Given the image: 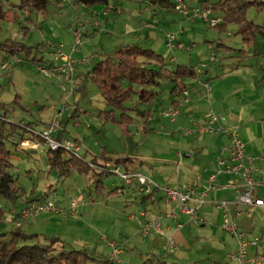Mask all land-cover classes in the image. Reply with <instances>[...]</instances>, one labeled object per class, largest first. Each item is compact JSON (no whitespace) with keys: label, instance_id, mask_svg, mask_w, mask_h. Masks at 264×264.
Segmentation results:
<instances>
[{"label":"crops","instance_id":"1","mask_svg":"<svg viewBox=\"0 0 264 264\" xmlns=\"http://www.w3.org/2000/svg\"><path fill=\"white\" fill-rule=\"evenodd\" d=\"M169 1L172 4L175 2V0ZM216 1L217 0H212V2ZM148 2L149 6L152 7V11L157 7L159 11L162 9V12L167 13L171 8L167 4L161 5V3ZM186 3L191 8H209V15L223 19L220 23L221 25H217L218 27L211 26L198 18L190 19L192 23L201 22L209 27H216L221 30H228L231 23L236 24L234 21L230 22L224 19V16L227 18L229 17L230 11L226 12L221 8H214L206 1L203 2V0H186ZM6 7L5 11H7V13L5 17L0 20V23L3 20L12 21L17 19L16 16L11 17L10 15V11L14 8L9 6ZM86 7L91 8V15L93 17H102L101 20H105L113 11L116 16L122 15L123 13L122 9L120 10L119 7L113 6L111 1L107 7L101 5ZM18 8L21 9L19 6ZM33 9L34 8L21 9V11H25L27 13L26 15H28ZM45 10L39 11L45 13ZM146 10H148V7H146ZM140 14L130 12V19H133V17L140 18ZM157 14H160V12H157ZM147 20L142 19L139 22V26H142L141 24L146 23ZM29 21L33 20L29 19ZM80 27H82V34H84L85 38L92 37V35L94 36V34L101 30L100 23H91L90 25L81 24ZM240 27L242 29L241 25ZM125 28L126 34H119L118 36L119 38L129 36L132 42L128 40L124 41L119 50L134 44H138L144 48L135 38V35L140 33V28L133 27L131 24H127ZM195 28L198 29L196 26ZM29 30L30 28L26 27V35L29 34ZM181 30L182 34L185 33L184 29ZM259 36L264 37V31L258 32L256 35L248 38L249 40L247 42L245 41L248 45V51L250 53L255 51L254 55L256 58L254 60H257V63H255L256 67L254 68H250L247 59L248 56L243 53L244 50L241 51L242 58L232 55L237 54L238 49L228 46L227 39H222L224 42H221L220 49H222L223 53L219 55L217 61L213 60L214 62L211 63L210 66H207L209 68L203 73H198L193 66L179 64L176 67L174 66L175 64L168 62L165 56L160 58L143 57L138 59L140 63L139 68L129 69L124 73L122 72V74H118L122 76L118 84L124 90L132 89V99L125 101L123 105L124 108L122 109L120 106L109 104L104 98L107 102L106 104L110 106L111 109L102 110L100 112L97 116L99 117L98 123L104 124L111 122L113 124L118 123L122 126L123 133L121 134L120 141L123 152L128 150L125 135L131 134L127 126L132 125L135 121L138 123L139 132H142L143 130L148 131L153 129L156 126H164L165 123L163 119L170 120L172 129L168 130V128H166L167 126L161 129L164 128L163 130L166 132V137L172 138L171 141L164 138V140H162L163 142L160 141L162 143L158 142L157 146H159V148L155 156H142L134 153L114 155L117 153V150L109 149L110 147L105 145L98 152L94 150L93 152H96L94 153L95 155L91 153L93 154L92 160H88L83 156L84 161L87 163L95 162L103 164L104 162L112 160V162L119 164L123 171L138 169L145 175L153 178L156 184L161 187L177 188L184 187L188 184H196L197 192H204L210 176L221 168L219 160L222 157H229L228 150L222 152L224 147L230 143L229 136L224 132L216 134L205 132L193 135H185L183 132L186 128H191L193 126L194 120L203 122L205 114L213 109L215 112L224 115L231 124L240 126L241 138L246 143V153L255 158V166L264 169V76H261V74L264 75V63L259 60L261 56H264V52L261 53L263 50L259 52ZM5 43L8 44L7 46L11 44L19 45L20 47L25 46L20 42L12 40L6 41ZM208 47L214 48V45L209 44ZM72 48L73 46L69 47L68 52L72 53L74 56L75 52L78 51L77 53H79L82 51H80V48L73 51ZM233 50L234 52H232ZM49 52L50 50H43L41 57H49ZM213 53L215 54L214 51ZM107 54L108 53H104L103 57L98 60L96 59L95 62L89 60L87 64L81 63V60L77 58L76 77L79 83V90L69 98V101L73 98V102L68 103L70 106L68 105L64 112L63 129L58 132L59 135L65 138H71V134L68 132V126L74 125L78 127L85 124L84 119L87 118V115L84 113H88V111L82 108L81 101L85 98L84 94L89 90L90 83L96 85L97 89L99 88L94 82L93 70L98 63L106 60ZM6 55L7 57L12 56L7 51ZM39 56L40 54L38 57ZM26 60L30 61L27 57ZM114 61L118 63L117 58H115ZM171 62H174V58L171 59ZM190 69L197 72V75L192 74V72L189 71ZM163 74L170 77V81L174 83L171 89V95H169L168 98L164 93L160 94L156 91V87L160 84L159 77ZM52 78L53 76L51 79ZM206 82H210L212 86L210 100L207 99V94L204 89V83ZM59 87L57 85L56 91L61 90ZM179 87H185L189 90L190 99L186 103V106L182 108L181 114L177 119L172 120L164 116V112L178 105V102L181 100V96L177 92ZM98 90L102 94L101 90ZM78 93L80 95H78ZM77 95L79 97H77ZM50 109L51 114L48 118L44 119V121L39 119L31 121L29 124L37 125L39 123H47L54 114L52 106ZM0 112L6 113L9 117L6 111ZM66 112H68V114H65ZM119 112L120 117L117 115ZM124 125H126V127H124ZM88 137L93 138V140L95 139L96 142L100 140L99 134L95 136L94 134H88ZM133 141L134 139L132 142ZM83 149L84 147L82 146V151ZM15 150L29 156L34 153H40L41 150L46 151L47 148L42 145L38 150H31L28 148L25 150L21 147H17ZM50 155L49 153L46 160L48 172L54 170L58 172V175L56 174L55 177H52L49 173L45 174L46 183L44 188L41 190H36V188L32 189L33 195L25 197L20 209L12 210L15 216L14 220L20 210L26 206L27 201L34 200L35 197H51L56 203L67 210L71 207V201L75 199L78 202L79 214L68 216H62L61 214H46L37 216V218L28 222L33 230L31 231L29 228L30 231L35 232L26 234L41 235L43 238L47 239L56 238L60 240L57 246H61L63 242L70 246L74 243L75 246H79L80 249H87L89 253H91V251H97L96 253L98 256L105 258L101 260L113 259L112 247L110 245L112 240H107L104 238V235L100 236L99 232L93 227V224H95L96 216L100 219L109 220V211L114 213L116 219L122 220L124 216L127 215L128 211L140 212L139 216H135L134 218H131L133 214L127 217L131 224L130 228L132 231H129H131L130 234L132 235L124 242V245L121 243L124 246L123 251L118 257L120 260H118V258L114 259L115 264H146L148 260H152L150 264H236L230 255L237 250L238 240L233 234L222 227L226 212L218 205V202L225 200L229 203L227 208L229 213L228 218L238 223L240 229L245 232L248 239L258 237L255 234L259 225L264 222L263 208H249L236 203L239 191L245 189L239 174H220L215 182V188L209 191L208 195L205 197V203L199 206L193 218L182 212L179 208H175V203L172 202L161 189L155 190L151 195L141 196L135 192L133 186H116L114 190L113 188H107L103 182V173H97L93 170L91 172H94L93 177L95 182L94 180H89V183L84 188L76 191L75 187L67 185V181L71 184L72 179L77 177L76 174L80 175L84 173H81L77 168L71 167L69 164L65 163L69 158L68 155L63 158V163L58 162L56 165H54L52 161H49ZM229 163L228 161L227 164ZM59 176L67 179L70 178V180L62 181V178H59ZM59 185H61L62 191H59ZM18 188H20V185H18ZM72 191L74 192L72 193ZM256 193L260 196H264V184L259 187ZM20 194L18 195L20 196ZM118 194H126L127 197H129V201H123L118 197ZM124 203L127 204L125 209L122 207ZM191 206L197 207V203L192 202ZM173 208H175L177 219L166 217L162 226L166 235L172 236L178 245V249L175 251L166 248V237L159 233L154 232L151 235L144 236L141 233L142 223L140 222V219H142L143 222L157 220L161 216L171 212ZM101 212H104L105 218H102ZM141 212L145 213V215L141 216ZM197 218H203L204 222L197 224L195 221ZM125 225L124 221L121 222L118 230H122ZM115 234L119 238V233L116 232ZM126 235H128V231ZM140 235L144 241L141 244L138 243L137 240L140 238L138 237ZM260 238V245L249 249L250 256L264 252V233ZM96 242L97 245L99 244L98 246L93 245ZM126 246L130 247V250H126ZM141 247L148 248V255L144 258L141 253L142 260L140 262L136 261V253L138 250H141ZM123 255L124 258L121 259Z\"/></svg>","mask_w":264,"mask_h":264},{"label":"rangeland","instance_id":"2","mask_svg":"<svg viewBox=\"0 0 264 264\" xmlns=\"http://www.w3.org/2000/svg\"><path fill=\"white\" fill-rule=\"evenodd\" d=\"M4 1L7 6L14 8L10 11V15L11 17L16 16L17 19L12 21L3 20L0 23V44L12 40L20 42L22 45L28 47H38L40 48V52L38 53V55L40 54L39 58L43 50H51V48L62 43L66 46L65 50L68 52L69 47H74V32L81 24L90 25L91 23H100L101 30L94 34V36L92 35V37H84V43L79 47L80 51H82L79 53H77V51L75 52V56L73 55L76 60L77 58L78 60H85L86 58L83 57H88L89 60L95 62L96 59H101L104 53L114 54L115 51L119 50L124 41H131V37L129 36L125 38H119L118 36L119 34H126L125 27L127 24H131L133 27L140 28V33L135 35L136 41H139L144 48H152L156 53L165 56L166 60L171 64H175L174 66L176 67L179 64L193 66L198 73H203L209 68L207 66H210V64L214 62L213 60L217 61L219 55L223 53L222 49H220L221 42L223 41L222 39H227L228 46L238 49V53L232 55L242 58L241 51L244 50L243 53L250 57H247L250 68L256 67L255 63H257V60H254L256 58L254 55L255 51L250 53L248 51V45L245 43L252 35L251 33L244 34L238 23H231L228 30L209 27L201 22L192 23L190 18L185 17L173 7H171L167 13L162 12V9L159 11L157 7L152 11V7L149 6L148 2L151 0H110L111 4L119 7L120 10L122 9L123 13L122 15L116 16L113 11L105 20H101L102 17H93L91 15V8L77 3V0H51L45 13L34 8L28 15H26L27 13L25 11H21V9L18 8L21 4V0ZM250 1L253 2L254 5L247 11V17L249 20L258 24V26H262L264 31V0ZM185 5L189 7L186 0ZM244 6H248V4L245 3ZM146 7H148V10H146ZM189 9L192 8L189 7ZM130 12L142 14H140V18L133 17V19H130ZM157 12H160V14H157ZM225 18L226 16H224V19ZM29 19L33 21H29ZM142 19L148 20L146 23H142V26H139V22ZM195 26L198 29H196ZM26 27L30 28L28 35L25 34V32H27ZM181 29H184L185 33L182 34ZM168 33L176 35V39L173 42L174 48L168 45ZM258 40H260L259 52L263 50L261 52L263 53L264 37L259 36ZM209 44H213L214 48H209ZM232 52H234V50ZM18 57H20L22 61L20 63H15L16 57H7L6 51L0 52V111H6L10 117L9 122H7L4 128H2V122H0V131L2 133L0 135L13 152L11 160L15 167L11 170V173L14 175L15 179L19 181L20 188L17 194L21 193L16 200L0 196V234L10 236L12 231L18 229L12 210L20 209L25 197L33 195L32 189L36 188V190H41L44 188L46 183L45 174L49 173L52 177H55L58 173L54 170L48 172L46 161L49 156L48 148L46 151L41 150L40 153H34L29 156L15 150L14 144L20 141L23 132L19 124L21 122L29 124V122L39 119L44 121V119L48 118L51 114V106L52 108L53 105L63 107L65 104L64 94L58 78L53 76L51 79V77L48 78L41 74L37 70L35 62L26 60L24 52L22 55H18ZM48 58L49 57H46L45 59ZM172 58H174V62H171ZM259 60L264 63V56H261ZM3 64L10 65L6 71L2 68ZM261 76L264 75L261 74ZM169 78L170 77L164 74L160 76V84L156 87V91L160 94L164 93L167 98L171 95V89L174 85ZM57 85L58 87L60 86L59 89L61 90L56 91ZM78 95L80 94L78 93ZM78 95L77 97H79ZM84 97L85 98L81 101L82 108L88 111V113H84L87 115V118L84 119L85 124L78 127L70 125L68 126V132L71 134V138L69 139L78 142L84 147L82 155L88 160H92L93 154L101 150L105 145H108V147H110L109 149L117 150V153L114 155L134 153L142 156H155L159 148V146H157L158 142L162 143L164 138L168 141L172 139L166 137L167 135H165L166 132L163 130L164 128L161 129L165 126H167L166 128H168V130L172 129L170 120L163 119L165 123L164 126H156L153 129L148 131L143 130L142 132H139L138 123L135 121L132 125L127 126L131 134L125 135L128 150L123 152L120 141L121 134L123 133L122 126L118 123L113 124L111 122L104 124L98 123L99 117L97 116L100 112L102 110H109L111 107L106 104L107 102L96 85L90 83L89 90L86 91ZM68 102L72 103L73 98L70 101L68 100ZM65 114H68V112ZM117 115L120 117V112ZM53 116L49 120H51ZM45 124L39 123L37 125L43 127ZM124 127H126V125H124ZM88 134H94V136L99 134L100 140L96 142L95 139L89 138ZM133 139L134 141L132 142ZM94 150L96 152H93ZM93 175L94 172H90L89 174H76L77 177L72 179L71 184L67 181V185L75 187L77 191L78 189L84 188L89 183V180H94ZM59 178H62V181L70 180V178L67 179L62 176H59ZM102 179L107 188H113L114 190L116 186L121 187L126 185L125 182L115 174L103 173ZM61 185H59V187ZM60 190L62 191L63 189L60 187L59 191ZM73 192L74 191H72V193ZM118 197L123 201L129 198L126 194H118ZM126 206L127 204L124 203L122 205L123 209H125ZM103 213L104 212H101L102 218H105L106 216ZM139 213L140 212L128 211L127 215H125L122 220L116 219L114 213L109 211L108 214L110 215V219H100L96 216L93 227L99 232L100 236L104 235V238L116 242L123 249L124 242L132 235L130 234L132 231L130 228L131 224L127 217L131 214L139 216ZM123 221L126 225L122 230H118V227ZM29 228L33 231L29 223L26 222L17 232L29 234L35 232H31ZM127 231L128 235H126ZM116 232L119 233V238L116 236ZM263 233L264 222L259 225L255 235L260 237ZM138 237H140L137 239L138 243L141 244L144 242L141 235ZM25 243H43V237L41 235L38 237L35 236ZM71 245L72 247L74 246V249H80V247L75 246L74 243ZM93 245L96 246L97 242ZM126 250H130V247L126 246ZM141 250H138L136 253V261L141 262L142 257L144 256L145 258L148 255V248L141 247ZM96 252L97 251H91L90 255L96 260L105 259L98 256ZM123 258L124 255L121 259ZM118 260H120V258H118ZM150 263H152V260H148L146 264Z\"/></svg>","mask_w":264,"mask_h":264},{"label":"built area","instance_id":"3","mask_svg":"<svg viewBox=\"0 0 264 264\" xmlns=\"http://www.w3.org/2000/svg\"><path fill=\"white\" fill-rule=\"evenodd\" d=\"M175 9L182 15L188 18H198L207 22L211 26L219 25L223 19L218 17H212L209 8L195 7L189 9L185 5V0H175ZM82 27H79L74 32L75 44L73 51L78 49L84 43V34H82ZM168 45L173 47V42L176 39V35L172 33L167 34ZM15 63H20L22 59L15 55ZM47 62H40L37 65V70L46 77H57L60 81L61 89L64 94L65 104L62 106L53 105L55 112L53 118L49 120L43 127L40 125H33L21 122L19 125L23 129L32 134L35 139H24L21 142V148L38 150L40 146L48 148L52 152L64 151L79 159L84 160L82 155V146L78 142L65 138L58 134L63 129V116L64 112L69 105L68 100L71 95L79 90V83L76 77V69L78 61L73 57L72 53L65 50V45L59 44L51 48L49 52V58ZM88 58L81 60V63L87 64ZM9 64H3L2 68L6 71L9 68ZM204 89L207 94V99L210 100L212 94V86L210 82L204 83ZM177 92L181 96V100L176 107L170 108L164 112V116L175 120L181 114V110L186 106V103L190 99V92L185 87H179ZM9 117L6 113L0 112V122H9ZM216 134L224 132L229 136L230 143L222 152L229 151V157H222L219 160L221 168L210 176L207 187L204 192L198 193L196 184H188L184 187H161L153 180V178L145 175L138 169H132L123 171L119 164L111 161L104 162L103 164L91 162L88 163L90 168L97 173H108L118 175L126 185L133 186L135 192L138 195H151L155 190L161 189L172 202L175 203V208H179L185 214L194 218L199 206L205 203V197L209 191L215 188V182L218 176L222 173H234L239 174L243 181L245 189L239 191L236 203L244 205L249 208L260 207L264 209V196L258 195L256 192L260 186L264 184V169L255 166V158L246 153V143L241 138L240 126L237 124H231L227 118L215 112L213 109L205 114L203 122L198 120L193 121L191 128L184 130L185 135L202 134V133ZM230 162L227 164V162ZM197 203V207L191 206V203ZM218 205L226 212L225 220L222 227L233 234L238 240V248L230 256L236 264H264V252L256 253L254 256H250L249 249L251 247H258L261 243L260 237H254L248 239L245 232H243L238 223L228 218V205L227 201H220ZM175 208L168 214L161 216L159 219L142 223L141 233L144 236H148L155 233H159L166 237V248L175 251L178 249V245L172 236H167L162 226L166 217H173L177 219L175 214ZM46 214H61L62 216L77 215L79 214L78 202L73 199L71 201V207L69 210L60 206L51 197H44L41 200H33L28 203L17 214L15 223L17 228L23 227L26 222L37 218V216ZM145 213L141 212V216ZM135 215H131L134 218ZM197 224L203 223V218L195 219ZM112 247V258L117 259L122 252V247L116 242H110Z\"/></svg>","mask_w":264,"mask_h":264},{"label":"trees","instance_id":"4","mask_svg":"<svg viewBox=\"0 0 264 264\" xmlns=\"http://www.w3.org/2000/svg\"><path fill=\"white\" fill-rule=\"evenodd\" d=\"M50 1L51 0H21L19 7L21 9L36 8L37 10H45ZM205 1L214 8H221L226 12L230 11L229 17H226L225 20H229L230 22L234 21L241 25L244 34L251 33L253 36L263 31L262 26H258L247 17L248 9L254 5L250 0H217L216 2H212V0H203V2ZM77 3L86 6L101 5L107 7L110 0H77ZM151 3H161V5L167 4L175 8V2L172 4L169 0H151ZM245 3H247L248 6H244ZM6 6L7 4L5 1L0 0V20L3 19L7 13V11H5V8H7ZM220 25L221 24L218 26ZM7 45V43L0 44V52L7 51L12 56L22 55L24 52L27 59L35 62V64L47 62L44 57H38L37 53L40 51L38 47H20L15 44ZM106 56V60L95 66L93 70V79L106 101L109 102V104L120 106L122 109L124 108L123 105L125 101L132 99V89L124 90L118 84L119 79L122 77L118 74H122V72L124 73L129 69L139 68L140 63L138 59L140 58L162 57V55L156 54L152 49H144L138 44L125 47L114 54H107ZM115 58L118 59V63L114 61ZM189 71L197 75V72L193 69ZM6 124L7 123L2 122V128H4ZM0 134H2L1 131ZM24 139H35V137L23 129L20 141L14 144V148H20L21 142ZM49 153L51 154L49 161H52L54 165L58 164V162L63 163V158L68 155L69 158L65 161L66 164L77 168L81 173L88 174L92 171L87 162L69 153L64 151L52 152L50 150ZM11 156L12 150L6 142L3 141L0 135V196L16 200L19 196L17 194L19 181L16 180L11 173V170L15 167L11 160ZM41 199L40 197L34 198V200ZM31 201L33 200H28L26 205ZM17 230L12 231L11 236L0 234V264H115L114 259L96 260L90 255L87 249H74V246L72 247L64 242L61 243V246H57L60 240L56 238H43V243L26 244L25 242L35 236L38 237V235H28L25 232H17Z\"/></svg>","mask_w":264,"mask_h":264}]
</instances>
